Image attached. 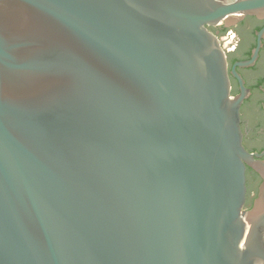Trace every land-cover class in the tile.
I'll use <instances>...</instances> for the list:
<instances>
[{"label":"water","instance_id":"95a60500","mask_svg":"<svg viewBox=\"0 0 264 264\" xmlns=\"http://www.w3.org/2000/svg\"><path fill=\"white\" fill-rule=\"evenodd\" d=\"M260 11L0 0V264H264V162L209 29Z\"/></svg>","mask_w":264,"mask_h":264},{"label":"flooded vegetation","instance_id":"af4514ba","mask_svg":"<svg viewBox=\"0 0 264 264\" xmlns=\"http://www.w3.org/2000/svg\"><path fill=\"white\" fill-rule=\"evenodd\" d=\"M226 53L231 94L243 95L240 106L245 148L264 162V11L210 26ZM247 206L251 207L264 180L247 166Z\"/></svg>","mask_w":264,"mask_h":264}]
</instances>
